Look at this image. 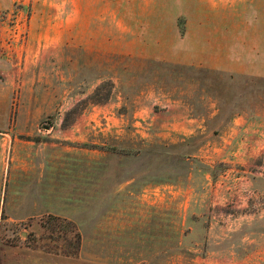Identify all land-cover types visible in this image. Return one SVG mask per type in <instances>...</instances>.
<instances>
[{"label": "rangeland", "instance_id": "obj_1", "mask_svg": "<svg viewBox=\"0 0 264 264\" xmlns=\"http://www.w3.org/2000/svg\"><path fill=\"white\" fill-rule=\"evenodd\" d=\"M1 3L0 56L16 72L31 60L33 73H17L4 112L9 123L0 128V264H264L260 133L236 130L228 159L219 145L232 111L204 112V126L175 143L155 135L156 100L166 99L169 83L183 86L185 76L210 90L226 83L215 72L167 62L184 16ZM91 20L111 26V57L78 72L71 26ZM120 23L137 42H120ZM23 29L26 41L11 46ZM37 35L66 42L56 62L31 48ZM236 83L244 93L264 80ZM158 87L164 95L155 94ZM240 144L260 152L235 160L230 152ZM250 176L259 179L254 192L244 190Z\"/></svg>", "mask_w": 264, "mask_h": 264}, {"label": "crops", "instance_id": "obj_2", "mask_svg": "<svg viewBox=\"0 0 264 264\" xmlns=\"http://www.w3.org/2000/svg\"><path fill=\"white\" fill-rule=\"evenodd\" d=\"M45 3V11L56 8L69 7L70 11H175V15L184 16L183 31L176 36V27L169 42L167 62L183 67H192L198 70H207L219 74L226 80V85H218L212 90L200 86L197 78L185 76L183 86L169 83L166 99L162 102L157 98L156 102L162 107L155 110V135L168 137L174 143L180 135L189 136L197 129L204 126V112L232 111L235 114L230 118L229 134L223 138L219 149L221 156L225 157L226 150L231 140L228 138L236 130L257 131L260 133L258 142L264 144V85L257 90L256 87H246L245 91L237 86L239 78L249 81L256 78L264 80V24L263 18L250 11H264V0H34ZM0 0V7H1ZM64 9H62L63 11ZM106 17V16H105ZM105 19V18H104ZM72 68L78 72L83 67L105 63L111 57L110 42L112 41L111 26L106 23L72 24ZM132 28V27H131ZM243 29V30H242ZM242 30V31H241ZM127 24L119 25V40L126 45L129 39L136 37L129 32ZM180 31H178L179 33ZM83 33V34H81ZM32 41L31 48L37 51L39 57L53 55L55 62L60 54V48L68 46L65 41L51 39V41ZM43 48L39 50V47ZM30 47V46H29ZM28 47V48H29ZM127 47V46H126ZM49 48L47 51L46 49ZM59 48V49H58ZM39 52V53H38ZM127 55L129 52L124 51ZM29 55H31V50ZM107 59V61H106ZM31 60L28 65L18 72L11 67L10 61L0 56V112H9L11 94L16 85V77L33 73ZM86 65V66H85ZM73 70V72H74ZM77 72V73H78ZM80 74V73H78ZM38 79L41 74L38 73ZM22 80V90L29 91V85ZM25 87V88H24ZM155 91L156 95H164V92ZM156 104V103H155ZM2 115L0 128H4L8 120L7 114ZM237 113H250L243 116ZM1 119V116H0ZM9 123V120H8ZM257 127V128H256ZM263 135V136H261ZM250 138V136H248ZM241 143V142H240ZM237 149V148H236ZM230 153L241 159L240 154H245L247 149L242 144L238 150ZM254 153L260 151L252 150ZM248 151L247 153L252 154ZM231 156V155H230ZM263 174L251 171L252 176ZM264 176V174H263ZM230 179V178H229ZM259 179L251 178L244 190L254 192L251 182L256 185ZM226 183H229L227 180Z\"/></svg>", "mask_w": 264, "mask_h": 264}, {"label": "built area", "instance_id": "obj_3", "mask_svg": "<svg viewBox=\"0 0 264 264\" xmlns=\"http://www.w3.org/2000/svg\"><path fill=\"white\" fill-rule=\"evenodd\" d=\"M17 30H19V28ZM25 41H26V30L23 29V30L19 31L18 35L15 34L14 36L10 37L7 42L12 46L13 43L14 44H16V43L21 44V43H24ZM12 50H13V48H12Z\"/></svg>", "mask_w": 264, "mask_h": 264}, {"label": "trees", "instance_id": "obj_4", "mask_svg": "<svg viewBox=\"0 0 264 264\" xmlns=\"http://www.w3.org/2000/svg\"><path fill=\"white\" fill-rule=\"evenodd\" d=\"M53 218H54V217H53ZM76 238H77L78 241L80 240V237H79L78 234H76Z\"/></svg>", "mask_w": 264, "mask_h": 264}]
</instances>
